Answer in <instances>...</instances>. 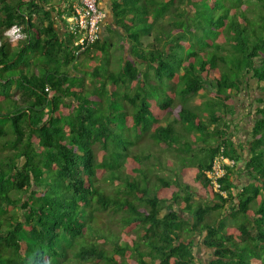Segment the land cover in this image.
Here are the masks:
<instances>
[{
	"label": "trees",
	"instance_id": "1",
	"mask_svg": "<svg viewBox=\"0 0 264 264\" xmlns=\"http://www.w3.org/2000/svg\"><path fill=\"white\" fill-rule=\"evenodd\" d=\"M61 1L0 0V264H264V0H110L106 29L130 51L112 72L110 37L83 50L106 60L90 88L59 26L77 0ZM13 25L26 38L11 41ZM243 91L260 93L247 158L232 139ZM197 94L209 96L200 111L184 104ZM156 146L175 176L159 172ZM221 155L249 179L239 190L226 166V197L207 176Z\"/></svg>",
	"mask_w": 264,
	"mask_h": 264
},
{
	"label": "rangeland",
	"instance_id": "2",
	"mask_svg": "<svg viewBox=\"0 0 264 264\" xmlns=\"http://www.w3.org/2000/svg\"><path fill=\"white\" fill-rule=\"evenodd\" d=\"M253 2H256V0H253ZM109 8H110V6H109ZM164 22L167 23L168 21L165 20ZM193 24L194 23H192V25ZM65 25L66 24L64 22V27H65ZM59 26H60V28L63 29V27H62L63 24L62 23ZM64 29H65V32H67V28L65 27ZM68 31H69V29H68ZM105 32L110 37V40L115 44L114 46H110L109 47V49L111 51V54H110L111 57H110V61L108 63H106L107 64L106 65L107 68H105V69L109 70V71H112V72L113 71H117V70L120 69V67L123 64L122 61H120L119 57L122 56L123 54L124 55H128V52L130 50L122 48V45L125 43V38L121 37L116 31H114L113 29H105ZM149 40L150 39L146 40L145 42H149ZM91 54L96 56L95 48L93 49ZM78 55H79V57H78L79 60H81V61L85 60V57H86L85 53L80 52V53H78ZM98 57H99L98 61H100L99 59H101V62H103L105 64V61H106L105 57L104 56H99V55H98ZM90 64H92V62H91V60L89 58V60H85V63L83 65H78L76 69H71L72 73H76L80 77L84 78L83 83H84V87L85 88L92 87V76L90 75V71L93 70V67ZM138 65H139L140 68H143V69L145 68V66L142 63H139ZM19 69H20V67L17 68V70H19ZM106 70H104V71H106ZM252 84H253V86H257L255 81H253ZM16 90H17V87H14L13 88V91L15 92L14 97H19L17 95V91ZM258 94H260V93L259 92H257L256 94L253 93L251 95V97H252L251 98V97L248 96L247 93H245V91H243L240 94L242 101L238 103L237 106H239V105L240 106L236 109V113L234 115L235 117L237 116V125H240L242 127L239 126L238 130L235 131V133L232 135V139L234 140L235 144L237 145V149L240 151V153L244 152L246 158L249 156V154H248V152H249V150H248V141L250 140V136H249L250 128H251V125H252L253 120H254L253 118H255V115H253L254 116L253 117L252 115L249 116L247 114V111L249 109L252 112H254V109H255V107H253L252 109L251 108L248 109V104L250 103V100L251 99L252 100L255 99V96L258 95ZM208 97H209L208 95L197 94L193 98H191L190 100L186 101L184 104H185L186 107H188V108H190L192 110L200 111L204 107V101ZM129 106H130V104H129ZM170 118L172 119V118H174V116H171ZM222 122L223 121H221V124H222ZM162 123L167 124L165 121H162ZM176 127L180 129L179 124H176ZM190 139H192V136H190ZM241 145H242V148H240ZM198 147H200V145H198ZM228 149H229L230 153L234 152L231 149V147L228 148ZM154 154L160 156V159L152 158L155 162H158V164H160L158 166H162L159 169V172L162 175H167V176H170V177L175 176L174 171H171L172 170L171 169L172 166H175V165H172V164H177V165H179V164H178V160L173 157L172 151L171 150H166L165 148L160 147V146H156L155 150H154ZM218 160L219 159H217V161ZM243 165H244V161H241V162L237 161L236 166L233 168L234 174L232 176V180L234 179V181L238 182V184H237L238 189L239 188L240 189L243 188L244 185H246L249 182L248 177L245 175L244 172L241 171V169L243 168ZM188 166H190V165H188ZM191 171H192V169H191ZM104 186L107 188L108 192H110V193L111 192L115 193L116 189H119L120 191H123V190L126 189L125 183H121V182H118V181H116V182L107 181V182L104 183ZM187 186H191V191L195 192L197 190L196 182L193 183V182L188 181L187 182ZM114 193H112V194H114ZM12 195L14 197L18 196L17 193H15V192H13ZM194 198H195L196 203L200 202L202 205H206L209 202V199L205 198L204 200H202L197 195H195ZM197 208H199V207L197 206ZM114 210H109L106 214H99L98 218L105 219V217H106V219H112L111 218L112 216L115 217V211ZM19 211H20L19 208H15V209H13L11 211V213L15 215V214H18ZM89 214H91V212H88L87 217L89 216ZM87 217H86V220H88ZM186 217H188V216H186ZM234 223H235V220L228 219L226 221V225L225 226L226 227L227 226H231ZM204 237H205V239L207 238V234L206 233L204 234ZM194 238H195V241H196V248L194 249V251H195V254H196L197 258L201 259L202 262H205V261L209 260L211 258L210 255L212 254V249H210L209 247H207L205 245V243H204L205 240H203V238L201 236L197 235Z\"/></svg>",
	"mask_w": 264,
	"mask_h": 264
},
{
	"label": "built area",
	"instance_id": "3",
	"mask_svg": "<svg viewBox=\"0 0 264 264\" xmlns=\"http://www.w3.org/2000/svg\"><path fill=\"white\" fill-rule=\"evenodd\" d=\"M100 0H77L72 6L70 14H64L67 31L75 35V46L78 48L77 53L82 52L87 47L92 46L101 36L102 24L105 20L106 13L99 5ZM14 27L19 29L15 31ZM6 34L10 40L16 41L24 38L26 35L20 26H13L7 30ZM50 86L46 91H50ZM235 161L221 155L213 168L207 172V176L214 187V190L222 192L221 179L227 174V165L233 166Z\"/></svg>",
	"mask_w": 264,
	"mask_h": 264
},
{
	"label": "crops",
	"instance_id": "4",
	"mask_svg": "<svg viewBox=\"0 0 264 264\" xmlns=\"http://www.w3.org/2000/svg\"><path fill=\"white\" fill-rule=\"evenodd\" d=\"M55 3L57 4V3H60V5H63L64 4V1H61L60 2V0H55ZM109 6H110V0H102V8L103 9H109ZM107 12V11H106ZM107 16H108V14H107ZM107 16H106V19H105V21H104V23H103V27L102 28H104L103 29V31H101V38H102V40H105L107 37H109L108 36V34H106V32H105V29H106V26L108 25V23H109V19L107 18ZM59 25H61V23L59 22ZM63 27V29L65 28L64 27V25L62 26ZM61 29V33L62 34H64L65 33V29L63 30L62 28H60ZM121 29V28H120ZM121 33H123V31H122V29H121ZM95 53V52H94ZM96 57V61H94V63H92V64H90L92 67H93V69H94V67L95 66H100V65H102L103 64V62H101V59H99L100 61H98V55H96L95 56ZM91 60V59H90ZM98 61V62H97ZM91 62H92V60H91ZM73 74H75V75H78V74H76V73H73ZM79 76V75H78Z\"/></svg>",
	"mask_w": 264,
	"mask_h": 264
},
{
	"label": "clouds",
	"instance_id": "5",
	"mask_svg": "<svg viewBox=\"0 0 264 264\" xmlns=\"http://www.w3.org/2000/svg\"><path fill=\"white\" fill-rule=\"evenodd\" d=\"M74 4H75V3H74ZM74 4H73V5H74ZM99 5H100V2H99ZM100 7H101V5H100ZM101 8H102V7H101ZM102 9H103V8H102ZM71 12H72V9H71ZM65 14H67V13H65ZM63 15H64V14H63ZM106 16H107V13H106ZM63 19H64V18H63ZM105 19H106V17H105ZM64 21H65V24H66V20H65V19H64ZM104 21H105V20H104ZM103 23H104V22H103ZM102 25H103V24H102ZM13 26H15V25H13ZM13 26H12V27H13ZM17 26H19V25H17ZM20 27H21V26H20ZM65 27H66V25H65ZM10 28H11V27H10ZM10 28H9V29H10ZM9 29H7V30H9ZM7 30L5 31V35L9 38V36L6 34ZM14 30H15V31H19V29L15 28V27H14ZM22 30H23V29H22ZM23 32H24V31H23ZM67 32H68V31H67ZM24 33H25V32H24ZM68 33H69V32H68ZM25 35L27 36L26 33H25ZM26 36H25L24 38H26ZM100 37H101V36H100ZM24 38H21V39H24ZM9 39H10V38H9ZM21 39H19V40H21ZM11 41H12V40H11ZM16 41H17V40H16ZM220 157H221V156H220ZM220 157H219V158H220ZM226 157H227V156H226ZM219 158H218V159H219ZM227 158H228V159H232V160H234V159L231 158L230 156L227 157ZM216 161H217V160H216ZM234 161H235V160H234ZM236 163H237V161H235V164L233 165L234 167H235ZM227 166H231V165H227ZM233 166H232V167H233ZM227 173H228V170H227ZM215 191H216V190H215ZM219 192H221V191H219ZM221 193H222L225 197L228 195L227 192H226L225 190H223V189H222V192H221Z\"/></svg>",
	"mask_w": 264,
	"mask_h": 264
}]
</instances>
